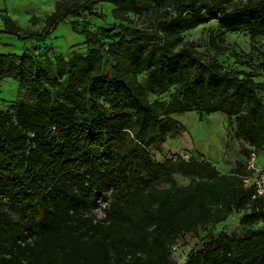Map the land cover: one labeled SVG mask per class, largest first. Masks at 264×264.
I'll list each match as a JSON object with an SVG mask.
<instances>
[{"label":"trees","instance_id":"1","mask_svg":"<svg viewBox=\"0 0 264 264\" xmlns=\"http://www.w3.org/2000/svg\"><path fill=\"white\" fill-rule=\"evenodd\" d=\"M225 3L72 0L33 33L3 16L5 33L36 41L67 23L86 50L53 59L0 54V82L17 86L14 102L0 109V264H174L178 239L206 225L182 264H264V205L243 187L246 165L220 174L206 161L160 162L149 152L169 131L161 115L195 112L223 113L252 153H264V81L221 69L184 39L213 20L224 32L264 39V0ZM98 4L112 7L103 36L67 20L85 14L104 22ZM130 16L152 22L132 27ZM207 45L222 50L212 37ZM141 74L171 91L166 104L148 101ZM130 129L129 147L110 153ZM175 175L190 182L175 186ZM240 213L239 233L215 235Z\"/></svg>","mask_w":264,"mask_h":264},{"label":"rangeland","instance_id":"2","mask_svg":"<svg viewBox=\"0 0 264 264\" xmlns=\"http://www.w3.org/2000/svg\"><path fill=\"white\" fill-rule=\"evenodd\" d=\"M72 0H0V54L20 55L23 52H35L38 56L53 59L56 56L66 57L71 54H83L86 47L83 38L77 31H73L67 23L58 24L43 41H36L29 37H18L5 33L3 16L8 17L15 26L29 33L39 32L44 26L46 18L63 2ZM247 0H226L225 6L231 8ZM96 10L104 13L106 19L101 22L83 14L78 18H67L68 21L78 20L87 22L89 28L103 36L102 32L113 23L107 4L96 5ZM132 27L147 28L152 22L151 17L133 18L130 16ZM216 40L221 51H215L207 45L208 39ZM184 39L196 43L195 50L204 60L215 58L223 70L235 69L241 73H249L254 81H264V39L256 38L253 41L245 33H229L220 29L217 21L213 20L206 25L184 34ZM237 60H245L248 65L241 66ZM262 66V67H261ZM150 102L166 104L169 92H162L151 86L146 77L141 74L137 77ZM17 95L16 83L11 79L0 82V109H7L14 102ZM161 120L168 125L169 131L159 145L151 146L150 154L157 161L181 157L185 160L198 159L213 165L220 174H226L237 163L248 164L253 158L256 169L264 168V153H252L248 144L239 140L235 135L233 119L228 120L223 113H215L199 117L195 112L180 115H170ZM134 129L127 130L120 142L110 147V153L119 154L129 147ZM135 142V141H133ZM253 155V157H252ZM175 186H184L190 182L189 178L175 175ZM168 185H160L166 188ZM240 214H232L225 222L215 226V235L239 233ZM210 225L199 227L194 233L181 236L171 250L174 264H182L186 254L197 248L198 239L203 236Z\"/></svg>","mask_w":264,"mask_h":264},{"label":"built area","instance_id":"3","mask_svg":"<svg viewBox=\"0 0 264 264\" xmlns=\"http://www.w3.org/2000/svg\"><path fill=\"white\" fill-rule=\"evenodd\" d=\"M252 163L253 158L246 166L249 175L243 178L242 184L244 188L252 191V199H259L264 205V169H256Z\"/></svg>","mask_w":264,"mask_h":264}]
</instances>
